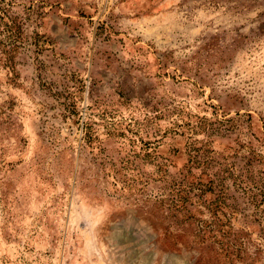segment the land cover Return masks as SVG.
<instances>
[{"label": "rangeland", "instance_id": "1", "mask_svg": "<svg viewBox=\"0 0 264 264\" xmlns=\"http://www.w3.org/2000/svg\"><path fill=\"white\" fill-rule=\"evenodd\" d=\"M0 264H264V0H0Z\"/></svg>", "mask_w": 264, "mask_h": 264}]
</instances>
